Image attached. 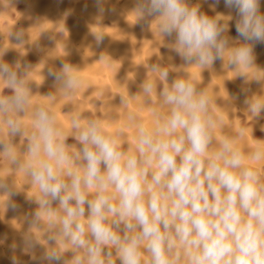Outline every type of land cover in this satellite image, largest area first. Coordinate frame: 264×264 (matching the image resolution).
Instances as JSON below:
<instances>
[{
	"label": "clouds",
	"instance_id": "9594fccd",
	"mask_svg": "<svg viewBox=\"0 0 264 264\" xmlns=\"http://www.w3.org/2000/svg\"><path fill=\"white\" fill-rule=\"evenodd\" d=\"M224 3L237 12L234 42L227 35L230 16H210L189 0H136L129 13L135 22H148L161 41L174 35L168 47L184 61L186 75L169 82L176 69L147 64L140 91L118 94L125 109L129 98H139L151 113L146 123L126 111L132 143L123 128L108 131L106 117H86L73 104L84 87L83 69L61 59L47 72L56 91L34 95L37 66L10 65L2 59L10 47L0 45V213L18 207L11 198L24 184L37 205L25 217L22 252L48 264H264V176L248 163L264 160V141L241 147L243 129L217 139L224 127L213 107L217 97L208 87L198 89L185 71L202 72L220 60L234 78L264 81L254 55L255 44L264 43L260 0ZM102 4L96 0L101 13ZM218 4L213 0L210 8ZM100 28L91 31L97 46L106 35ZM14 40L10 45L24 49L23 29ZM63 46L66 55L57 57L68 55ZM98 61L114 60L102 53ZM5 88L12 94L4 95ZM60 100L75 105L63 113L67 125L57 116ZM244 104L253 121L264 112V95L253 94ZM17 136L23 149L14 143ZM68 137L79 147L67 144ZM13 174L10 187L6 177ZM38 245L44 248L39 258ZM66 252L71 259H63Z\"/></svg>",
	"mask_w": 264,
	"mask_h": 264
},
{
	"label": "bare ground",
	"instance_id": "6f19581e",
	"mask_svg": "<svg viewBox=\"0 0 264 264\" xmlns=\"http://www.w3.org/2000/svg\"><path fill=\"white\" fill-rule=\"evenodd\" d=\"M212 3L213 0H189L190 5L200 4L201 10L210 16L222 13L232 17L227 21V35L234 42L238 38L235 28L238 18L236 9L227 7L224 0H219L213 11L210 8ZM135 4L136 0H103L104 11L101 13L98 12L96 0H0V45L3 43L5 47H10L2 59L10 65L20 61L22 64L37 66L33 75L37 83L33 81L30 84L34 95H47L56 91L53 79L47 72L49 67L58 69L61 59L83 69L84 87L72 98L73 104L85 111L83 115L86 117H106L105 128L108 131L123 128L129 143H132L134 129L127 126L126 111L135 112L146 123L150 122L151 113L142 107L139 98H129L125 109L118 94L127 97V90L130 96L140 91L139 85L146 79L147 64L160 63L176 69L170 70L169 82L177 76L186 75L183 71L186 67L184 61L168 47L174 35L164 37L161 41L152 32L148 22H135V15L129 13ZM260 12L264 14V0H260ZM99 26L103 27L102 31L106 35L103 43L97 46L92 32L101 31ZM21 29L27 41L24 49L10 45L16 43L14 33ZM10 30L13 35L8 36ZM64 44L68 55L57 57L66 55ZM102 53L114 61L110 65L98 61ZM254 55L256 66L264 70V43L255 44ZM40 70L44 80L38 74ZM185 71L199 83L198 89L208 87L212 95L217 97V105L213 107L217 115L222 117L224 125L223 130L217 129V139H221L225 133L235 134L243 129V139L237 141L241 147H253L256 140L264 141V112L252 121V117L244 111L246 98L253 94L264 95V81L246 82L242 77L234 78L235 74L226 67L224 69L220 60L202 72L196 67ZM3 94L11 95L12 91L5 88ZM64 103V100H60L55 107L58 119L67 125L68 120L64 114L71 112L75 105ZM14 143L23 149L20 136L14 138ZM66 143L79 147L74 137H68ZM248 163L264 176V160ZM3 174L4 171H0V175ZM15 180L14 174L6 177L10 187ZM29 188V185L24 184L21 189H14L18 194L11 199L18 207L0 213V264H13V258H16L17 264H48V261L33 259L30 254L21 251L24 247L22 237L28 229L25 217L31 218L37 208L35 202L27 196ZM34 252L39 258L44 248L38 245ZM71 257L72 253L66 252L63 259Z\"/></svg>",
	"mask_w": 264,
	"mask_h": 264
}]
</instances>
